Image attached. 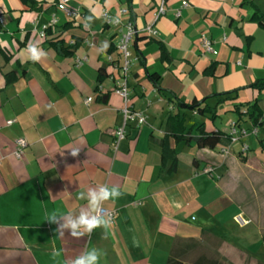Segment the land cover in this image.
Here are the masks:
<instances>
[{
	"label": "crops",
	"instance_id": "1",
	"mask_svg": "<svg viewBox=\"0 0 264 264\" xmlns=\"http://www.w3.org/2000/svg\"><path fill=\"white\" fill-rule=\"evenodd\" d=\"M161 3L165 13L153 24L157 35L137 36L126 77L129 105L145 123L129 121L114 147L123 123V101L113 92L123 65L116 44L125 28L106 25L101 15L108 11L141 30ZM66 6L74 17L56 0H0V264H66L93 247L103 252L100 264H166L202 240L222 254L246 255L250 244L238 235L264 226V127L254 129L256 139L247 135L237 144L200 149L194 140L167 136L165 122L169 114L186 115L192 138L202 124L206 132L228 133L236 122L253 129L231 110L256 98L262 103L264 92L258 96L247 87L264 80V28L252 20L254 14L264 17V0H69ZM52 16L57 23L48 26ZM45 25L49 30L40 35ZM202 35L213 42L215 55L201 51ZM56 38L65 53L49 43ZM29 43L46 57L29 60ZM213 64L214 75L203 74ZM230 92L233 100L218 106L214 121L176 105L177 99L213 105V95ZM227 113L234 117L218 128ZM19 140L26 148L17 159ZM165 142L174 154L164 159ZM240 144L248 150L241 153ZM206 167L212 168L209 176L201 174ZM99 184L122 193L105 205L114 212L107 238L103 229L79 239L67 231L59 235L48 215L78 212L86 206L78 193ZM255 236L264 239V227ZM54 250L61 255L53 258Z\"/></svg>",
	"mask_w": 264,
	"mask_h": 264
},
{
	"label": "trees",
	"instance_id": "2",
	"mask_svg": "<svg viewBox=\"0 0 264 264\" xmlns=\"http://www.w3.org/2000/svg\"><path fill=\"white\" fill-rule=\"evenodd\" d=\"M23 2H26L27 0H22ZM252 20H255L259 26L264 28V17L258 16L257 14H254V17ZM49 28L45 30L44 35L47 34ZM51 46L56 48L59 52H64L66 49H63L64 51H61L62 47V41H59L56 39H52L49 42ZM73 46V45H72ZM164 51V50H162ZM162 56L165 58V53L162 52ZM214 64L207 67L203 74L206 76H213L214 75ZM154 83H158L159 76L156 74L149 76ZM247 88L253 89L258 92V96L264 92V80H259L251 85H249ZM235 92V91H234ZM234 92L230 93H224L220 95H213V98L216 99L215 103L213 105H210L207 103V99H203L201 101H192L189 104L183 103L181 100L177 99L176 105L181 108L188 109L190 111L195 112V114L199 116H207L209 121H214L218 117V106L222 103H225L226 101L233 100L230 95ZM224 96V98L222 97ZM259 99H255L251 102H246L244 105H233V108L231 112L237 117V120L240 121L242 117H246L247 121L251 124V127L256 130H260L262 127H264V121H262V117H264V111L260 108L258 105ZM245 107V112H240V107ZM186 122V115L179 116V115H171L169 114L167 116L166 122H165V130L167 132V136H172L175 141H182L189 143L190 140H194L196 146L200 149H214L218 145H230L231 144V136L229 133H223L220 131H210L206 132L204 128V124L198 126L197 130L199 132L198 136L191 137L189 135V131L185 132L186 128L184 123ZM235 125L238 127V123L236 122ZM261 147H264L262 143L260 142ZM163 158H167L168 156H173L172 149H169L166 145V142L163 146ZM176 160L173 157V163L171 164V169L175 168ZM198 263H201V261H198ZM166 264H182L179 260L174 259V257H171L168 259ZM209 264H217V263H209Z\"/></svg>",
	"mask_w": 264,
	"mask_h": 264
},
{
	"label": "clouds",
	"instance_id": "3",
	"mask_svg": "<svg viewBox=\"0 0 264 264\" xmlns=\"http://www.w3.org/2000/svg\"><path fill=\"white\" fill-rule=\"evenodd\" d=\"M92 19L93 17L91 16L86 18L85 27L90 25ZM113 23H119V18H116ZM107 47V42H103L102 48ZM26 51L28 59L33 63L41 61L47 55L35 43H29ZM78 153L79 150L74 149L71 154L76 156ZM121 195V191L116 186L99 184L78 193V199L86 201V206L80 208L78 212L56 210L50 213L46 220L57 225L56 232L61 236L67 231L70 236L79 239L90 236L96 229H103V238L106 239L114 220L112 212L105 205L108 202H115ZM60 255L61 253L56 250L52 253L53 258ZM102 255L103 252L98 248H86L80 254L67 261L66 264H100Z\"/></svg>",
	"mask_w": 264,
	"mask_h": 264
},
{
	"label": "built area",
	"instance_id": "4",
	"mask_svg": "<svg viewBox=\"0 0 264 264\" xmlns=\"http://www.w3.org/2000/svg\"><path fill=\"white\" fill-rule=\"evenodd\" d=\"M69 0H56V6L61 9L67 16L74 17L76 13L72 10H70L66 4ZM182 6L185 7L186 3L183 2ZM121 15L126 14V9L120 10ZM164 4L161 3L160 6L157 8L155 13L152 15V21L151 23H148L146 26H144L141 30L136 29L130 22L122 25V23L119 20V23H113L115 18H113L108 11L102 12V18L104 19L106 25H110L113 27L123 26L125 28L124 31L119 33V40L116 44V49L119 51V53L122 55L123 58V65L121 66V78L119 81H116L115 88L113 89V92L121 97L123 101V107H122V118L123 123L122 126L116 129L114 132V137L116 138L114 141V147L117 146L118 142L124 137V128L125 125L131 121L134 120L138 125H142L145 123V116L143 113L135 111L131 108L128 101L129 91H128V82L126 80V77L128 75L129 65H130V48L133 46L135 39L137 36L141 33H145L149 37H155L157 35V31L154 29L153 24L164 15ZM176 16H179V12H177ZM2 16H0V24H2ZM57 23V20L55 16H52V18L49 21L48 26H53ZM47 25L43 26L41 29L40 35H44L45 30L47 29ZM72 44V43H70ZM200 48L203 54L208 55H215L216 51L213 49V42L207 38L206 36L202 35L200 38ZM88 102V101H87ZM86 102V103H87ZM12 121H8L7 124H11ZM229 135L231 136V144H237L240 143V140L242 137H246L250 132H248L246 129L239 128L235 124H232L229 127ZM252 134L256 133V130L251 132ZM230 144V145H231ZM240 151L241 153H244L248 150V146L245 144H240ZM26 148L25 142L19 140L16 142V148L13 151V156L17 159H20L22 157V152ZM221 153L223 155L228 154L227 148H221ZM202 174L209 176L212 172L211 167H206L202 171ZM112 212V211H111ZM113 219H114V212H112ZM240 219V218H239ZM241 220V219H240ZM242 221V220H241Z\"/></svg>",
	"mask_w": 264,
	"mask_h": 264
},
{
	"label": "rangeland",
	"instance_id": "5",
	"mask_svg": "<svg viewBox=\"0 0 264 264\" xmlns=\"http://www.w3.org/2000/svg\"><path fill=\"white\" fill-rule=\"evenodd\" d=\"M260 107L264 108V94L261 95ZM222 110V109H221ZM234 115L231 113L222 114L220 119L216 122L218 128H225V121L229 118H233ZM254 129L247 130L248 132H253ZM253 136L256 139L254 134H248V136ZM202 174V172H201ZM262 196V194H261ZM261 198V197H260ZM262 202V200H261ZM258 207V205L256 204ZM254 211L258 208L252 206ZM259 212V209H258ZM264 227L259 224H254L246 228V230L239 236H243V238L249 242L250 247H246L245 253L246 255H225L219 251L218 246L210 243L207 240H202L201 242L190 244L187 251L182 254L174 255V259L179 260L182 264H209V263H217V264H264V239L257 240L256 234L258 229ZM258 228V229H257ZM242 238V239H243ZM243 239V240H244ZM241 240V239H240ZM201 261V263H198Z\"/></svg>",
	"mask_w": 264,
	"mask_h": 264
}]
</instances>
